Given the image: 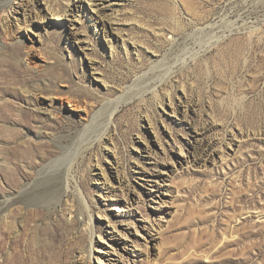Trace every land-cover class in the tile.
I'll list each match as a JSON object with an SVG mask.
<instances>
[{
    "label": "rangeland",
    "instance_id": "1",
    "mask_svg": "<svg viewBox=\"0 0 264 264\" xmlns=\"http://www.w3.org/2000/svg\"><path fill=\"white\" fill-rule=\"evenodd\" d=\"M103 3L0 9V264H264V0Z\"/></svg>",
    "mask_w": 264,
    "mask_h": 264
},
{
    "label": "bare ground",
    "instance_id": "2",
    "mask_svg": "<svg viewBox=\"0 0 264 264\" xmlns=\"http://www.w3.org/2000/svg\"><path fill=\"white\" fill-rule=\"evenodd\" d=\"M11 0H0V9L6 5V2L10 3ZM82 1V0H80ZM101 1V2H100ZM102 1L104 0H92V4H91V8H92V11L94 13H96V17L95 19H98V21H103V19L105 18V14H106V9H107V5L104 6V3H102ZM23 4H21L22 6ZM22 11H21V14H23V17H24V22L25 23H29L32 21V19L29 18L28 14H27V10L25 9V5L22 7ZM48 11H51L50 7L48 8ZM6 20L8 21V17H6ZM2 21L1 22V26H0V43L1 44H6L7 42H12L15 38H14V35H15V31H14V26H12V24H10V22H7V21ZM10 21V20H9ZM104 28L107 29V25L106 23H104ZM16 37V35H15ZM30 50H27V53H26V62H27V67L28 68H33V69H39L41 67V62L38 61L33 55H32V52H31V48H29ZM92 63V62H91ZM38 89V88H37ZM121 102L120 101H117V102H113V101H108L105 103V107L103 108V111H101L100 113L96 114L94 116V120H96L98 118V116H103L105 115L106 116V125L108 126L109 125V120L112 118L113 114L115 113V111L118 109L117 108V105L120 104ZM94 125L91 124L87 127V131L88 129ZM104 134V133H103ZM102 134V135H103ZM41 138H42V135H40ZM102 136H100L99 138H101ZM100 140V139H99ZM92 142L90 143H87L86 145H84L83 147H80L77 152L75 153L74 155V158L70 161V163L68 164L67 166V176H69V173L72 169V165L73 163L75 162V160L77 159V157L79 155L82 154V151L83 149H87L89 147V145H92L91 144ZM119 181V180H118ZM120 183L122 184V181H120ZM67 188H69V184L67 186ZM162 191L160 189H158L156 191V196H153L154 197V200L155 201H158L162 195ZM158 196V197H157ZM16 204V203H15ZM14 206V204H11L9 207L6 208V212L10 214L11 212V208ZM5 218L7 219V214L5 215ZM148 221H150V218H148ZM156 221V220H155ZM157 224L158 222H154V221H150V224H146V223H142L139 225V228L137 229V234L134 235L135 237L131 238L133 243L136 245V246H139V244L141 243L140 241V235H142V237L146 240V243L147 244H151L156 238L155 236L153 235V231L154 229L157 227ZM17 228V227H16ZM20 231V230H19ZM124 250H126L124 248ZM136 254V252H134ZM133 254V253H131ZM133 254V255H135ZM119 258L117 259V261H115L113 264H131L130 262V256L124 254V253H121L119 254Z\"/></svg>",
    "mask_w": 264,
    "mask_h": 264
}]
</instances>
